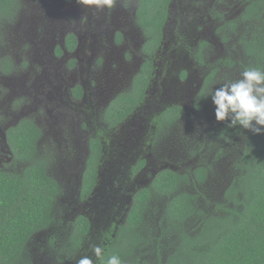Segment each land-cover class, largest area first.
Instances as JSON below:
<instances>
[{
  "label": "flooded vegetation",
  "instance_id": "af4514ba",
  "mask_svg": "<svg viewBox=\"0 0 264 264\" xmlns=\"http://www.w3.org/2000/svg\"><path fill=\"white\" fill-rule=\"evenodd\" d=\"M205 1L112 0L109 6L35 0L27 11L32 18L20 31L10 27L18 3L7 14L0 11V44L14 28L26 52L20 61L0 57V172L22 176L38 166L58 182L60 194L53 203L58 210L50 227L66 229L72 240V256L58 264H76L84 256H93L97 264L92 246L100 245L103 254L119 248L139 195L146 196L143 252L167 242L165 202L156 190L169 171L194 180L195 167L190 173L181 171L182 164L176 168L167 145L198 147L207 134L202 92L212 72L216 79V67L205 72L202 90L197 92L199 84L188 86L203 69L201 59L207 66L204 50L213 43L205 38L224 44L228 36L244 43L257 22L245 18L252 0H244L237 20L210 28L227 16L207 3L203 10ZM204 11L210 13L206 22ZM233 28L236 33L230 35ZM62 157L70 159L73 173L72 181L63 179V184L56 177L67 170L56 174L52 167ZM84 190L89 191L85 197ZM79 218L87 221L85 232L76 227ZM49 229L37 236L47 237ZM175 246L162 248L163 253Z\"/></svg>",
  "mask_w": 264,
  "mask_h": 264
},
{
  "label": "trees",
  "instance_id": "16d2710c",
  "mask_svg": "<svg viewBox=\"0 0 264 264\" xmlns=\"http://www.w3.org/2000/svg\"><path fill=\"white\" fill-rule=\"evenodd\" d=\"M13 2L17 4L16 0H0V11L7 14ZM245 18L257 22L252 24L250 37L238 44L235 52L239 53L238 75L248 66L264 69V0H252ZM235 33L231 29L230 35ZM229 60L227 65L231 68L235 60ZM217 85L212 72L202 92L205 111L211 101L209 90ZM207 119L215 120L214 115ZM206 127L209 129V125ZM221 136L224 146L212 148V163L225 159L231 162L229 169L234 171L221 199L210 202L199 191L185 190L193 184L191 174L169 171L158 184L156 191L165 202L162 217L168 231L164 239L169 246H175L178 240L179 246L165 255L164 246L158 242L150 254L143 252L147 240L141 235L145 221L141 205L146 196L139 195L125 235L122 240L118 238L121 246L105 252L97 264H107L111 255H118L122 264H264V134L257 135L236 125L223 126ZM233 137H238L239 142H234ZM200 148L194 152L200 153ZM229 148H239L231 160L227 158ZM207 167H196L192 174L200 186L209 180L211 171ZM88 192L82 191V196ZM59 194L58 182L38 166L28 168L22 176L0 172V264H31L28 255L34 236L53 225L56 216L53 203ZM210 206L212 212L206 209ZM77 224L85 232L87 221L79 218ZM188 224H197L194 235L189 233Z\"/></svg>",
  "mask_w": 264,
  "mask_h": 264
},
{
  "label": "rangeland",
  "instance_id": "374dc122",
  "mask_svg": "<svg viewBox=\"0 0 264 264\" xmlns=\"http://www.w3.org/2000/svg\"><path fill=\"white\" fill-rule=\"evenodd\" d=\"M35 0H16L17 4V11L15 12L13 19L10 24L12 26H16L15 31H20L22 29L26 28L25 22L30 21L32 18L31 13H27L28 9L32 6V3ZM185 1V0H184ZM244 0H206L203 6V10L209 8L207 4L212 5V10L216 13H222L226 14L227 17H224L222 21L220 19L216 20V22L211 25L210 28H216V25H224L226 21H235L237 20V17L240 15V7L242 6ZM218 3H221L220 5H217ZM188 3V2H187ZM207 3V4H206ZM24 8H26L24 10ZM203 19L204 22L208 21V18H210L209 11H204L203 13ZM31 16V17H30ZM30 17V18H28ZM240 23V22H238ZM206 24V23H204ZM2 25V24H0ZM29 25V23L27 24ZM14 28L10 29L8 39L9 42L11 41L14 44H7L6 39H2L3 43L0 44L1 50H10V53L8 54H0V57H6L8 59H11L13 61H17L25 56V51L23 50V47L25 44H22V39L19 40V32H13L12 30ZM243 29L239 28L238 34H242ZM206 40L211 41L213 44H210L206 50H204L203 57L207 60L206 61V67L205 63L201 64V69L199 72H196L195 77L193 75L192 78V84L188 86H195L199 84V87L197 89V92L202 90L203 87V81L202 78L207 72L209 68L212 69V67H216V80L218 81L219 87L223 84V82L229 81V80H236L240 78V74L238 75V71L240 70L239 67L236 65L237 62V55L239 53L235 52L238 50V44H235V37L229 38L228 36L224 37V44H220L214 39H210L209 36L205 38ZM11 40V41H10ZM25 42V39H24ZM234 55V56H233ZM241 58H243L241 56ZM17 59V60H14ZM229 59H234L235 62H232L233 67H229L227 65L228 62H231ZM233 72H235L233 74ZM196 78V80H195ZM194 81V84H193ZM191 95L194 94V87L193 91L190 93ZM205 114L208 116L214 115V106L211 101L208 103V107L205 111ZM207 123L209 124V129L207 131V134L205 135L204 142L202 144H199L201 146L200 153L196 154L194 152L195 148H197V144L191 145V142H188L186 146H182L181 144L170 142V144L167 145V154L171 155L172 158V164L179 169V166L177 164H182L180 168L182 167L181 171H184V173H190L191 169L193 167H207L208 170L211 171L209 174V180L202 186L197 183L196 180H193V184H190L185 187V190L187 191H199L200 194L205 196L208 201L210 202H216L219 198L223 195V193H220V191L225 190L227 188V183L231 181L234 175V171H231L229 169V166L231 165L230 161H226L225 159H221L219 163L213 164L212 159L214 154L212 153V148H221L224 146L223 144V137H220V130L223 126H229V122L223 121V122H216L215 120H208ZM234 142H239L238 137H233ZM203 145V146H202ZM191 146L194 147V149H191ZM45 147V146H44ZM239 148H229L227 149L228 153L227 158L228 160H231L235 154L237 153ZM190 154L197 156L196 159L190 158ZM177 162H175V161ZM177 163V164H176ZM71 164L70 159H67L65 157L59 158L56 162L55 166L53 165V171L58 174V170L61 168L66 169L67 173L61 177L58 174V177L56 179L62 183H65L63 179H68L72 181L73 173L69 171V166ZM60 165V166H59ZM214 166V167H213ZM220 174V175H219ZM79 176V175H78ZM78 178V177H77ZM62 180V181H61ZM191 182V183H192ZM62 183V184H63ZM77 183V180H76ZM66 186V185H65ZM222 189V190H221ZM65 190H69L68 186L65 187ZM220 190V191H219ZM225 192V191H222ZM73 194L71 193H65V197H71ZM206 206V204L204 205ZM208 211L210 208H206ZM58 209H56L57 211ZM70 218V217H68ZM191 220V219H190ZM197 227V224L192 226L191 224H188L187 228L189 233L192 231H195V228ZM50 234L46 237V233L41 234L39 236H35L33 239V245L29 251V257L31 264H47L46 261H49L53 264H58L61 261L64 260L65 256H72V240L69 235V231L66 229L60 230L57 227H50L49 229ZM40 234V233H39ZM46 237V238H45ZM53 239L54 241L50 240L49 243L53 245L55 242V247L52 245H49L48 240ZM164 247H169V243H163ZM171 248V247H170ZM170 251V250H169ZM54 253L55 256L52 257L51 254ZM50 254V255H48ZM83 254V253H82ZM142 254V253H141ZM140 254L138 253V256ZM145 256V255H144ZM93 257V256H92ZM92 257H90L92 259ZM68 261V260H67ZM72 261V259L70 260Z\"/></svg>",
  "mask_w": 264,
  "mask_h": 264
},
{
  "label": "clouds",
  "instance_id": "9594fccd",
  "mask_svg": "<svg viewBox=\"0 0 264 264\" xmlns=\"http://www.w3.org/2000/svg\"><path fill=\"white\" fill-rule=\"evenodd\" d=\"M85 3L112 4V0H84ZM209 95L214 106L216 122L228 121L229 126L239 125L254 134H264V69L248 66L240 73V78L229 80L221 86L210 89ZM198 109V104L193 105ZM96 257L103 256L100 245L92 246ZM76 264H93V260L84 256ZM107 264H122L118 255H111Z\"/></svg>",
  "mask_w": 264,
  "mask_h": 264
}]
</instances>
